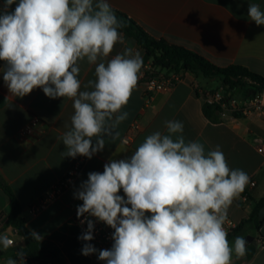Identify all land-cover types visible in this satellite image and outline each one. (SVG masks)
<instances>
[{"label": "clouds", "instance_id": "1", "mask_svg": "<svg viewBox=\"0 0 264 264\" xmlns=\"http://www.w3.org/2000/svg\"><path fill=\"white\" fill-rule=\"evenodd\" d=\"M248 17L264 25L260 4L249 3ZM124 26L109 0H4L0 6V61L6 65L0 72L11 96L23 98L40 88L51 99L73 101L62 136L64 157L91 159L106 138H118L115 130L128 118L123 109L143 59L130 47L109 59L125 43ZM82 61L95 66V79L83 85ZM164 128L148 135L129 158L110 160L102 173L90 172L80 184L77 217L87 223L78 237L85 242L82 255L98 252L106 264H232L233 255H246L247 240L237 236L230 243L225 223L249 175L230 168L219 145L205 152L201 142L186 141L181 121L166 120ZM88 217L114 230L110 249L89 243L94 223ZM10 246L0 235V248ZM25 257L19 250L6 264H26Z\"/></svg>", "mask_w": 264, "mask_h": 264}, {"label": "crops", "instance_id": "2", "mask_svg": "<svg viewBox=\"0 0 264 264\" xmlns=\"http://www.w3.org/2000/svg\"><path fill=\"white\" fill-rule=\"evenodd\" d=\"M114 11L127 15L156 40L184 47L204 57L220 68L241 66L264 77V25L257 26L248 17L249 3H258L264 10V0H109ZM4 0H0L2 6ZM15 5L12 6L14 9ZM124 44H117L109 59L124 47L138 51L143 59L136 89L123 109L128 118L115 130L118 138H106L101 152L91 159L84 156L64 157L66 151L63 134L70 126L74 113L73 101L68 98L51 99L40 88L23 98L11 96L0 72V213H11V198L3 189L9 188L22 207L26 226L38 233L41 247H51L58 252L60 264H106L98 259V252L84 256V233L79 226L77 207L83 202L75 198L80 184L90 172H103L110 160L129 158L140 143L155 131H165L166 120H178L184 125L186 141H199L205 152L217 145L223 151L232 169H242L250 181L238 198L228 208V214L239 226L248 219L264 200V156L257 152L254 138L264 135V121L244 117H228L212 121L205 112V100L197 91L199 84L205 90L223 87L218 77L208 78L191 72H182L184 80L169 92L147 93L149 70L155 69L152 59L138 42L124 34ZM5 62L0 61V68ZM82 85L94 77V65L80 62ZM83 90V88H82ZM35 119L40 124L30 135L22 131ZM130 136L132 141L125 144ZM95 143V141H93ZM80 162V171L72 184L56 199L50 201L39 213L29 209L37 200L46 197L67 172ZM255 182V186L250 183ZM124 196L123 191L119 193ZM247 195L246 201L240 197ZM264 207V206H263ZM262 207V208H263ZM261 208V209H262ZM260 231L252 223L229 237H253L247 247H255L251 260L247 254L241 258L233 255L232 264H264V218ZM16 247L0 248V264L15 258L19 248L25 247L23 238L6 229ZM96 249L99 248L90 241Z\"/></svg>", "mask_w": 264, "mask_h": 264}, {"label": "built area", "instance_id": "3", "mask_svg": "<svg viewBox=\"0 0 264 264\" xmlns=\"http://www.w3.org/2000/svg\"><path fill=\"white\" fill-rule=\"evenodd\" d=\"M172 72L163 73L159 70L151 69L149 70V77L146 81L147 93L153 94L155 92H169L174 89L179 83L184 80L183 73ZM238 80L242 83V89H246L251 92V96H246L242 98L237 93L234 94L231 91H227L224 87L217 90H203L199 84L195 87L199 94L203 97L206 104L216 106L219 111V117L221 119H226L228 117H244L251 119H259L264 121V91H256V86L258 83L249 76H240ZM40 119H35L31 125L22 131V134L27 136L30 135L34 128L40 124ZM132 138L130 136L126 137L124 140L125 144H130ZM256 144L257 152L264 156V135L257 136L254 138ZM80 162L75 163V165L67 172L63 179L57 183L50 193L35 203H33L29 209L30 213L35 215L44 209L47 204L58 198L75 180L76 176L80 171ZM251 186H255V182L250 183ZM247 195L241 196V201L247 200ZM10 216L6 213H0V235H4L6 229H8ZM83 217L79 218V226L83 232L87 231V223H81ZM94 223V231L92 240L95 245L101 249H110L114 241L112 240L113 229L105 225L103 222L96 220L95 217H88ZM238 226L232 221L228 214V219L225 223V228L227 231H232ZM11 242V247H16V242L13 237H8ZM260 245H264V241L260 240ZM26 264H60L58 259L52 255H44L42 257H34L26 254L25 257Z\"/></svg>", "mask_w": 264, "mask_h": 264}, {"label": "trees", "instance_id": "4", "mask_svg": "<svg viewBox=\"0 0 264 264\" xmlns=\"http://www.w3.org/2000/svg\"><path fill=\"white\" fill-rule=\"evenodd\" d=\"M115 14L118 18L122 19L125 24V26L120 29L121 33L138 42L152 59V65L154 68L161 69L167 73H179L185 71L196 75H203L208 78L218 77L222 80L223 87L234 94H236L238 89L243 86L238 80V77L249 76L258 83L256 91H264V77L252 73L241 66L220 68L189 49L171 45L163 40L154 39L127 15L117 11H115ZM147 76L149 77V75ZM218 111L219 109L216 106L206 104L204 107L206 116L214 122L219 121ZM3 189L10 196L12 204L8 227L12 230L14 235L23 238L26 242L25 247L19 248L18 251L23 250L26 254L34 257H42L44 255L58 256L56 249L51 247H41L40 242L32 238V231L26 226L19 201L9 188L4 187ZM263 206L264 200L248 219L243 221L236 229L229 233V237L240 231V229L247 223H252L256 229L260 231L263 221L260 220L259 213ZM255 253L256 248L248 246L246 252L247 260H251ZM1 256L2 253L0 252V258Z\"/></svg>", "mask_w": 264, "mask_h": 264}, {"label": "water", "instance_id": "5", "mask_svg": "<svg viewBox=\"0 0 264 264\" xmlns=\"http://www.w3.org/2000/svg\"><path fill=\"white\" fill-rule=\"evenodd\" d=\"M237 94H238L239 96H241L242 98L246 97L247 95H248V96H251V95H252L251 92H248L246 89H242V88L238 89ZM259 218H260L261 221H262L263 218H264V207L260 210ZM246 240H247V243H248V242H251V241H253V237H247Z\"/></svg>", "mask_w": 264, "mask_h": 264}]
</instances>
